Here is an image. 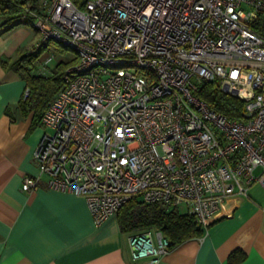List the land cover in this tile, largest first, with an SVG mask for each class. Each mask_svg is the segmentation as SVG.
<instances>
[{
    "label": "built area",
    "instance_id": "2783aa9c",
    "mask_svg": "<svg viewBox=\"0 0 264 264\" xmlns=\"http://www.w3.org/2000/svg\"><path fill=\"white\" fill-rule=\"evenodd\" d=\"M3 1L40 33L28 52L53 40L77 54L41 116L38 174L22 190L45 174L85 199L95 225L137 197L206 226L225 197L264 185V34L251 25L264 0ZM207 81L244 101L240 119L198 97ZM128 243L144 264L169 248L156 227Z\"/></svg>",
    "mask_w": 264,
    "mask_h": 264
},
{
    "label": "crops",
    "instance_id": "0c3cea01",
    "mask_svg": "<svg viewBox=\"0 0 264 264\" xmlns=\"http://www.w3.org/2000/svg\"><path fill=\"white\" fill-rule=\"evenodd\" d=\"M7 26L0 27V264H144L132 259L130 232L120 229L116 214L95 225L85 199L48 187L45 174L33 191L21 189L24 176L38 174L33 151L44 127L18 106L26 81L13 63L27 52L31 32ZM208 223L157 264H264V185L225 197ZM232 252L236 262L228 259Z\"/></svg>",
    "mask_w": 264,
    "mask_h": 264
},
{
    "label": "trees",
    "instance_id": "16d2710c",
    "mask_svg": "<svg viewBox=\"0 0 264 264\" xmlns=\"http://www.w3.org/2000/svg\"><path fill=\"white\" fill-rule=\"evenodd\" d=\"M20 15V8L0 0L1 27L11 17H19ZM251 25L254 31L264 34V13H259L257 19ZM57 44L60 47H66ZM37 53L27 51L24 56H36ZM24 56H19L13 63L16 71L26 81V88L28 89L27 94L19 100L18 106L22 116H26L28 112L33 111V120L37 122L41 119L50 99L61 85L63 70L67 65L75 62L76 58L68 61H58L50 73L44 74L35 71V65L31 58L21 59ZM197 95L206 101L211 108L229 118L240 119L243 116L244 101L220 90L217 81L204 82L198 89ZM116 216L119 227L123 232H134L148 227L158 228L168 237L169 247H174L190 237L201 235L211 224L207 223L206 226H202L197 223L191 213L182 212L177 207L159 202H145L137 197L127 200L119 208ZM234 253L232 252L228 257L230 262L237 261L238 257H232Z\"/></svg>",
    "mask_w": 264,
    "mask_h": 264
},
{
    "label": "rangeland",
    "instance_id": "374dc122",
    "mask_svg": "<svg viewBox=\"0 0 264 264\" xmlns=\"http://www.w3.org/2000/svg\"><path fill=\"white\" fill-rule=\"evenodd\" d=\"M244 8H247V6H243ZM25 27L31 32V37L27 38L26 46L28 47L26 50L29 51L33 46L36 45V42L40 38V33L38 30L30 23L25 21L21 16L17 17H11L6 24L3 25L7 26L8 28L14 27V25H18ZM7 28V29H8ZM31 46V47H30ZM25 50L22 49L20 52V56H24ZM76 52L68 47H60L55 41L49 40L46 45L41 46L36 56H24V58L21 57V59H32L33 64L35 65V68L42 69V67L46 66L50 69H54V65L58 61H68L71 59L76 58ZM27 61V60H26ZM42 72H46V70H39ZM48 73V72H46Z\"/></svg>",
    "mask_w": 264,
    "mask_h": 264
}]
</instances>
